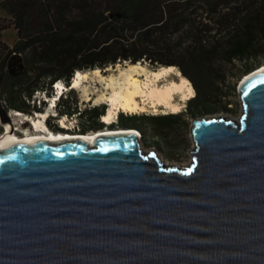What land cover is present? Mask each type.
Instances as JSON below:
<instances>
[{
	"label": "water",
	"instance_id": "obj_1",
	"mask_svg": "<svg viewBox=\"0 0 264 264\" xmlns=\"http://www.w3.org/2000/svg\"><path fill=\"white\" fill-rule=\"evenodd\" d=\"M246 75L238 118L192 120L182 168L133 132L0 148V264H264V71Z\"/></svg>",
	"mask_w": 264,
	"mask_h": 264
},
{
	"label": "trees",
	"instance_id": "obj_2",
	"mask_svg": "<svg viewBox=\"0 0 264 264\" xmlns=\"http://www.w3.org/2000/svg\"><path fill=\"white\" fill-rule=\"evenodd\" d=\"M225 1V8H175L174 0H0L10 17L0 31L12 25L16 34L11 47L0 42L1 103L34 114L42 110L28 108L34 91L46 93L56 80L69 85L79 69L124 61L174 65L193 82L200 73L217 84L236 81L264 63V0ZM206 102L192 93L187 106ZM76 112L93 120L82 132L103 128V108L58 102V114ZM171 115L145 119L156 124Z\"/></svg>",
	"mask_w": 264,
	"mask_h": 264
},
{
	"label": "bare ground",
	"instance_id": "obj_3",
	"mask_svg": "<svg viewBox=\"0 0 264 264\" xmlns=\"http://www.w3.org/2000/svg\"><path fill=\"white\" fill-rule=\"evenodd\" d=\"M146 66L139 61L135 63L129 62L123 66L117 63L116 67H112L113 72L109 74L101 73L102 71L98 67L90 70L79 69L72 80L73 84L70 89L78 87L84 97L83 99L86 101L94 100V104L107 103L108 108L100 119L107 125H112L116 122L115 117L117 116V111L123 113H138L139 111L149 110L150 108L153 114L180 112V107L182 105L181 102L175 100V96L180 95L182 103L187 101L192 94L189 79L185 75H180L179 79L171 78L167 83L161 84V80H168L163 77L175 74L173 72L174 66L163 65L159 68L157 67V69H149ZM109 68V66L106 67V69ZM257 68L258 69L250 75H246L243 80L257 72L264 71V64L261 66L259 65ZM99 86H101V88H99ZM57 87L59 89L65 88L62 82H58ZM20 113L22 112H11L8 115L9 119H11V117L14 118V120L12 119L14 122L11 121V123L14 124L15 127L14 129L12 128L14 130H12L13 132L7 131L9 132L8 134L0 132V148L39 139L58 141L80 136L87 140L88 143H92L96 134L133 132L137 137L139 135L137 129L134 127H106L89 132H73L69 131L72 130L73 125H69L66 117L57 121L60 124L58 126L60 129L55 131L48 127L46 123V119L50 114L49 109L46 110V112L42 111L40 115L24 113L21 114L19 118H16L15 116L20 115ZM220 116L221 115H216V117ZM2 123L0 118V124ZM27 123L30 127L26 126ZM15 130H18L20 134L16 133ZM138 139L140 138L138 137ZM152 151L158 155L155 150ZM158 157L163 163L169 166H177L180 168L188 164L187 162L180 164L168 162L160 155H158Z\"/></svg>",
	"mask_w": 264,
	"mask_h": 264
},
{
	"label": "rangeland",
	"instance_id": "obj_4",
	"mask_svg": "<svg viewBox=\"0 0 264 264\" xmlns=\"http://www.w3.org/2000/svg\"><path fill=\"white\" fill-rule=\"evenodd\" d=\"M164 1L166 0H157V2H164ZM174 1L176 3L175 8H211L210 4L214 2L219 3L215 8H225V3H227L225 0H174ZM1 8L2 7L0 6V26L10 23L9 15H7ZM15 40H16V34L12 25L0 31V42H3L4 44L11 47L15 42ZM141 62L145 66L147 65L146 67L149 69H157V67L158 68L160 67V65L155 63L151 64L147 60ZM117 63L120 66H123L126 63H129V61L117 62ZM116 64L109 65L110 67L109 69H106V67L101 69L102 71L101 73L109 74L110 72H113L112 67H116ZM263 64L264 63H262L261 65ZM225 69L227 71L235 70V68H232L230 65H226ZM173 72L175 74L163 77L164 79H168V80H163V81L161 80V84L167 83V81H169V79L171 78L179 79L180 75H183L176 66H174ZM199 75H200L199 77L198 76L197 78L195 77L194 82L191 81L188 77L187 78L189 79L192 88V93H194V95L198 93L199 99H208V102L205 103L204 107L197 103L192 104L189 107L187 106L188 99L187 101L182 103L180 95H176L175 100L181 102L182 105L180 107V112H176V113L170 112L171 114L174 115H171L172 117H170L168 121L158 122L156 124L152 123L148 119H145V115L153 114L150 108L149 110L146 109L145 111H139L138 113H123L117 111L116 113L117 116L115 117L117 118L116 122L118 119H120L121 122L136 121L137 122L136 124L141 125L143 127L145 134L144 135L141 134L140 139H138L139 145L141 146L143 153L155 150L158 153V155H160L165 161L174 162L177 164L187 162L189 164L192 159L191 150H193L194 148V143L190 134V126L194 118H200L202 116H216V115H221L224 118L228 117L232 119L239 117V115L241 114V101L238 91V83L239 81H241L244 75L236 81L233 78L228 77L223 84L215 83L212 77L211 78L208 77L209 78L208 79L206 78L205 75H202L201 73ZM72 84L73 81H71L70 85L64 84V86L66 87L64 92L65 91L67 92L62 95V98L69 102H75V104L77 105V111L80 109H90L93 107H99V108L101 107L104 109V112L107 110L108 108L107 103L94 104V100H89V101L84 100L83 99L84 97L81 94V90L78 87L74 89H70ZM52 87L54 86H52L51 84V89ZM99 88H101V86H99ZM50 91L52 90L49 89L48 92L46 93L48 94L50 93ZM57 94L58 93L55 92L54 95ZM35 96H38V98L40 99H41L40 96H42V99H44L43 98L44 93H42L41 90L40 92L34 91V94H32L28 98L29 100L28 103H30L28 107L29 109L32 110L35 108L41 109L42 107H44L43 102H45L46 100H42L43 102L41 103V100L39 101V99H35ZM25 103H27V99H25ZM46 104L45 105L48 107V103ZM1 105L6 110L8 115L11 112L12 113L22 112L19 110L14 111V109L9 110L6 108V105L3 103H1ZM46 110H43V112H46ZM56 111H57V107H56ZM21 114H24V112L20 113V115L15 117L19 118ZM36 114L40 115L41 113L34 112V114L32 115H36ZM60 116L61 114L58 115V117ZM63 117H66L67 122H69V125L71 126L73 125L72 130L73 129L77 130V128L75 127L79 126L78 131L81 130L82 126L85 127L90 126L93 121L89 116L86 118L84 117L80 118L78 112L71 115L63 114L62 118ZM0 118H1V112H0ZM12 119L14 120V118L11 117L10 120L14 122ZM57 121L58 119L56 120L55 118H52V116H49L46 119V122L50 123L51 125H54L58 130L59 127ZM98 121H100V117H98ZM144 121H146V124L144 123ZM26 126H29V124L27 123ZM136 129L139 130L138 128ZM92 130H88V132ZM188 164H186L185 166H187ZM182 167L184 166H181L180 168Z\"/></svg>",
	"mask_w": 264,
	"mask_h": 264
},
{
	"label": "clouds",
	"instance_id": "obj_5",
	"mask_svg": "<svg viewBox=\"0 0 264 264\" xmlns=\"http://www.w3.org/2000/svg\"><path fill=\"white\" fill-rule=\"evenodd\" d=\"M76 72H77V71H76ZM76 72H75V74H76ZM75 74H74V75H75ZM73 78H74V76L71 78V81H72ZM56 81L62 82L61 80H56ZM71 81H70V82H71ZM54 82H55V81H54ZM54 82H53V83H54ZM53 83H52V86H53ZM62 84H65V83L62 82ZM66 85H67V84H66ZM51 90H52V91H51L50 94H47V93H45V92H43V91H42V93H44V95H47V96H52V95L54 94L53 87H52ZM36 92H37V91H36ZM38 92H40V91H38ZM66 92H67V91L63 92V93L60 95V97L57 98V100L55 101V104H54L55 106H54L52 109H49V113H50L49 116H52V118H55L56 120L59 119V118H61V117L63 116V115H61L60 117H58L59 114H58L57 111H56V107L58 106V102H59L60 99L62 98V95L65 94ZM40 97H41V96H40ZM35 99H39V101L41 100V103L43 102V101H42V97H41V99H40V98H38V96H35ZM43 104H44V105H43L44 107H42V110H41V111H36V112H40V113H41L43 110L48 109V107L45 105L46 102H43ZM14 111H15V110H14ZM49 116H48V117H49ZM100 118H101V117H100ZM116 119H117V118H116ZM116 119H115V120H116ZM0 125H3V124H0ZM73 130H74V129H73ZM138 133H139V135L141 136V133H140L139 130H138ZM139 135H138V136H139Z\"/></svg>",
	"mask_w": 264,
	"mask_h": 264
},
{
	"label": "flooded vegetation",
	"instance_id": "obj_6",
	"mask_svg": "<svg viewBox=\"0 0 264 264\" xmlns=\"http://www.w3.org/2000/svg\"><path fill=\"white\" fill-rule=\"evenodd\" d=\"M51 93V92H50ZM50 93H48V94H50ZM42 109V108H41ZM99 117H102V115H100ZM101 119V118H100ZM101 121V120H100ZM102 122V121H101ZM47 123V125H48V127H50L51 129H53V130H57L56 129V127L54 126V125H51L50 123H48V122H46ZM103 123V122H102ZM123 123H125V124H123ZM136 121H126V122H122V124L120 123V124H118L117 122H115L114 124H112V126L111 127H116V126H129V127H135V128H138L137 127V125H136ZM50 124V125H49ZM57 124H58V126L60 125L58 122H57ZM11 126H12V128L14 129V127H15V125L13 126V124L11 123ZM52 126V127H51ZM27 127H30V125L29 126H27ZM12 129V130H13ZM58 129H60V128H58ZM139 129V128H138ZM14 131V130H13ZM12 131V132H13ZM69 131H71V130H69ZM72 131H76V130H72ZM79 131H81V130H79ZM93 131V130H92ZM138 131V130H137ZM139 131H140V133H141V130L139 129ZM0 132H2V133H9V132H7L6 130H5V128H4V126L3 125H0ZM11 132V133H12ZM15 132L16 133H19L20 134V132H18V130L16 131L15 130ZM86 132H88V131H86Z\"/></svg>",
	"mask_w": 264,
	"mask_h": 264
},
{
	"label": "built area",
	"instance_id": "obj_7",
	"mask_svg": "<svg viewBox=\"0 0 264 264\" xmlns=\"http://www.w3.org/2000/svg\"><path fill=\"white\" fill-rule=\"evenodd\" d=\"M75 128H77V130L76 131H78V129H79V126H76ZM2 134V133H1ZM139 138H140V135L138 136Z\"/></svg>",
	"mask_w": 264,
	"mask_h": 264
}]
</instances>
